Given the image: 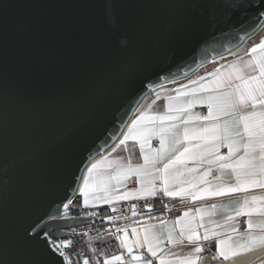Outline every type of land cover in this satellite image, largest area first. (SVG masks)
Masks as SVG:
<instances>
[{"label": "snow or ice", "instance_id": "1", "mask_svg": "<svg viewBox=\"0 0 264 264\" xmlns=\"http://www.w3.org/2000/svg\"><path fill=\"white\" fill-rule=\"evenodd\" d=\"M48 2L19 0L16 6L27 11L17 18H10L9 5L0 3V115L6 112L10 101L33 103L21 97L17 85L39 91L57 77L67 75L76 61L87 60L91 67L72 86L51 90L39 102L41 110L73 108L95 101L106 86L113 83L127 85L150 68L142 54L144 33L134 20L128 25L129 47L114 49L101 42L86 19L65 21L40 15L37 10ZM64 2L75 3L78 7L88 6V0ZM128 6L146 9L175 6L181 9L167 17L155 18V26L163 36V47L169 49L180 47L191 38L203 22L201 10L211 7L212 0H130ZM260 15L264 16V12ZM106 48L134 54L137 64L121 70L122 56L107 59L96 55ZM232 55L235 59L227 68L221 63L206 75L175 88L174 94L166 97L164 112L147 111L161 99L158 93L149 104L138 108L136 118L127 125V131L112 152L87 168L79 193L86 208L90 206V197L92 206H95L97 201L111 205L118 201H147L158 196L173 199L187 196L193 201H204L209 197L244 194L236 208H225L234 215H228L224 225L211 220L205 224L204 216L212 213L206 212L208 206L202 205L196 209L200 213L199 219L185 224V218L192 211L188 209L176 217L165 239H161L156 231L157 224L148 223L142 233L132 227L136 238L131 241L129 226L117 227L115 233L122 232L123 235L115 238L124 251L106 256L102 264H128L125 252L134 264H154L157 261L158 264H256L257 261L264 264V220L253 219L254 213L264 217V195H248L254 189L264 192V36L258 43L244 49L243 55L249 59L242 61L239 50ZM224 59L220 57L221 61ZM197 105L205 112L193 113L192 109ZM130 140L138 141L142 162L134 163L131 157L127 160L110 158ZM61 148L70 157L73 140L69 137L61 143ZM228 173L234 175L235 183L224 180ZM128 181H135L138 187L128 190ZM71 203L69 200L63 207L67 209ZM145 206L151 210L150 204ZM132 208L133 215H137L136 205L133 204ZM210 208L215 210L217 205L211 204ZM238 217H245L243 232L229 223ZM106 219L112 221L118 217L108 216ZM153 219L161 227L168 223L148 217L149 221ZM221 228L226 231L219 230ZM32 230L35 237L29 236L25 229V239L34 240L41 234L46 236L45 253L52 257L49 264L55 261V253L66 264H81L79 260L73 261L64 250L71 248V240L49 243L47 225H33ZM185 241L193 246L187 255L166 251L167 245ZM206 244L215 248V252L208 256L204 255ZM92 252L104 255L96 248H92ZM82 264L93 262L85 256ZM96 264H100L99 259Z\"/></svg>", "mask_w": 264, "mask_h": 264}, {"label": "water", "instance_id": "2", "mask_svg": "<svg viewBox=\"0 0 264 264\" xmlns=\"http://www.w3.org/2000/svg\"><path fill=\"white\" fill-rule=\"evenodd\" d=\"M19 0L6 3L10 18L27 10L17 7ZM203 2V0H202ZM130 0H88L87 7L67 4L64 0H49L37 11L55 20L86 19L101 42L114 49H127L131 44L128 25L131 20L144 33L142 54L149 70L139 73L130 83L106 86L95 101L82 106L44 111L39 102L51 90L67 88L81 80L89 70V61H76L67 75L54 79L39 91L17 85L21 97L32 101L25 104L10 101L0 115V261L3 264H49L52 257L45 253L46 236L35 237L33 225L62 214L63 205L77 192L91 159L109 148L122 129L136 116V110L154 98L162 86L177 82L183 76L197 77L209 64L243 55L251 44L250 35L264 25V0H212V6L202 9L203 22L182 46L165 49L163 36L155 26V18L181 9L171 6L146 9L128 6ZM263 24V25H262ZM262 25V26H261ZM104 49L96 55L107 59L121 57V70L137 64L132 53ZM224 59V60H225ZM156 87V89H155ZM74 142L71 156L61 143ZM73 182H75L73 186ZM82 223L81 220L52 218L49 226L57 236H66L63 228ZM49 243H51L49 241ZM55 253L54 249H51ZM53 264H66L55 253Z\"/></svg>", "mask_w": 264, "mask_h": 264}, {"label": "built area", "instance_id": "3", "mask_svg": "<svg viewBox=\"0 0 264 264\" xmlns=\"http://www.w3.org/2000/svg\"><path fill=\"white\" fill-rule=\"evenodd\" d=\"M202 112H205L203 107L199 108ZM156 143V141H155ZM136 185L135 181H131L130 187ZM162 208L159 209L157 198H149L145 200H129L111 205L96 206V207H84L78 204L75 197L70 200L72 203L62 211V214L57 217L52 218H68L71 220L79 219L82 223L69 226L62 229V232L66 236H57L53 233L52 228H49L48 237L51 238L50 242L61 240H71L72 246L70 249H64L73 261H82L85 256H87L93 264H96L97 259H99L100 264H102L103 259L107 256L119 254L123 249L120 247L119 240L115 238L121 233H115L117 227L131 226L138 222L139 218H148L149 216L155 217L159 214L169 215L176 212L179 208L186 204L185 200H176L173 198L162 197ZM68 204V202H67ZM135 204V212L137 215H133L132 205ZM151 205V210L145 205ZM113 208L116 210L113 211ZM95 213V215H92ZM108 216L118 217V219L109 221L106 219ZM127 217V219H125ZM48 218L43 221L39 226L45 224ZM244 220L241 218V228L244 229ZM115 234V235H113ZM45 236V235H44ZM92 248L98 249L104 255L94 254ZM205 256H208L215 252V248L206 244ZM125 259L130 264L132 261L128 254L125 252Z\"/></svg>", "mask_w": 264, "mask_h": 264}, {"label": "crops", "instance_id": "4", "mask_svg": "<svg viewBox=\"0 0 264 264\" xmlns=\"http://www.w3.org/2000/svg\"><path fill=\"white\" fill-rule=\"evenodd\" d=\"M264 36V25L262 26L261 30L251 39V44L252 43H258L259 39ZM233 59H235V57H231L228 59H225L223 62L225 65V68H227L228 63H230ZM242 61L249 59L248 56L242 55L241 56ZM221 63H212L207 67L206 69H201V71L198 73L197 77L202 76V75H206L207 72H211L213 71V69L215 67H218ZM197 77H191L188 78L187 76H183L182 78H180L177 82L175 83H170L168 85L159 87L155 93H154V98L156 97V94L158 93L161 97V99L157 100L155 104L151 105V108L147 109V111L149 113H156V112H164L166 110V97L170 94H174L173 90L177 87H179V85L187 83V81L192 80V79H196ZM183 99V98H182ZM201 106L197 105L195 108L192 109L193 113H204L202 112L199 108ZM136 116H134L131 121L133 119H135ZM131 121H129L128 124L131 123ZM122 129L120 135L118 136V138H116L114 140V142L111 144V146L109 148H107V150H105L104 152H102L99 156H97L95 159H93L86 167L85 173L87 171V168L91 166L92 163L96 162L97 160H100L102 157L107 156L109 153L112 152V149L114 147H116V145L119 143L120 139H122L123 134L127 131V125ZM153 146H156L155 140L153 141ZM115 157H119L122 158L124 160H127L129 157H131L132 161L134 163H138V162H142L141 158H140V153H139V143L134 142V141H128L127 144L125 146H121L119 149H117L116 153H113V156L110 158H115ZM191 167V165H189ZM84 173V174H85ZM189 177H186V179H188ZM84 179V176H83ZM83 179L81 180V184L83 183ZM211 179V178H210ZM224 180L229 182V183H235V177L234 175H232L231 173H228L224 176ZM131 183V181L127 182V189L128 190H132L136 187H138V184L136 183L135 186L130 187L129 184ZM213 183H215V181H213ZM80 184V185H81ZM78 196L77 202L78 204L83 205V197L80 195L79 193V189L78 192L76 193ZM244 194H235V195H231V196H226V197H222V198H212L209 197L204 201H193L190 197L185 196L184 198H176V200H185L186 204L184 206H182L181 208H179L176 212L169 214V215H165V214H159L157 216V218L163 219L168 221V223L166 225H164L163 227L159 226L158 221L156 219H153L152 221H149L148 218H139L138 222L134 223L133 225L129 226L128 228V236H129V240H134L136 237L135 235L132 233L131 228L135 227L137 228L138 232H143V228L148 224V223H153V224H157L158 227L156 229V231L160 234L161 239H165L167 234H168V229L170 227H173V222L175 221L176 217L181 216L183 214L184 211L191 209L192 211L189 213V217H186L184 220V223L187 224L190 221L192 223H195L200 216V213H198L196 211V209L200 208L202 205H206L208 207H206L205 211L206 212H211L212 215H205L204 216V223L208 224V221H215L217 224L219 225H224L225 222V218L228 215H234L233 212L231 211H226L225 208L227 209H234L237 207L238 203L242 202V196ZM248 195H264V192H262L259 189H254V190H250V192L248 193ZM164 196H158V197H154L157 199H161ZM129 201V200H128ZM120 202H124V201H118L115 202L113 204L116 203H120ZM158 202V201H157ZM211 204H216L217 208L215 210H212L210 208ZM105 204H103L100 201L95 202V206H92V202H91V197H90V206L89 207H96V206H104ZM158 207L159 209L162 208V204L161 202H158ZM195 218V219H193ZM243 217H238L235 220L229 222L237 227L240 228V231L243 232L244 229L241 228V223L240 220ZM245 218V217H244ZM253 219L254 221H259V220H264V217H261L258 213H254L253 214ZM211 226V225H209ZM175 227L178 229L179 225H175ZM221 231H226V229L221 228L219 229ZM123 235V233L121 234ZM235 239V237H234ZM192 245L188 244L187 241H185L183 244H177V245H167L166 246V251L171 252V253H175L176 255L179 256H183V255H187L188 253L191 252L192 250ZM124 251V250H123ZM130 264H134V262L132 261ZM154 264H158L157 262H154ZM256 264H259V262L257 261Z\"/></svg>", "mask_w": 264, "mask_h": 264}, {"label": "trees", "instance_id": "5", "mask_svg": "<svg viewBox=\"0 0 264 264\" xmlns=\"http://www.w3.org/2000/svg\"><path fill=\"white\" fill-rule=\"evenodd\" d=\"M105 150H107V149H105ZM105 150H104V151H105ZM104 151H103V152H104ZM100 154H101V153H100ZM100 154H99V155H100ZM99 155H97V156H99ZM97 156H96V157H97ZM96 157H94L93 159H95ZM93 159H91V161H92ZM91 161H90V162H91ZM90 162H89V163H90ZM74 197H75L76 200L78 199L77 194H75ZM157 201H158V202H161V204H162V199H157ZM158 202H157V203H158ZM162 205H163V204H162ZM157 216H158V215H157ZM157 216H155L154 218H157Z\"/></svg>", "mask_w": 264, "mask_h": 264}, {"label": "flooded vegetation", "instance_id": "6", "mask_svg": "<svg viewBox=\"0 0 264 264\" xmlns=\"http://www.w3.org/2000/svg\"><path fill=\"white\" fill-rule=\"evenodd\" d=\"M261 26H262V25H261ZM254 36H255V35L252 34V35L249 36V38L252 39ZM209 65H210V64H209ZM209 65H208V66H209ZM208 66H207V67H208ZM155 89H156V87H155Z\"/></svg>", "mask_w": 264, "mask_h": 264}, {"label": "rangeland", "instance_id": "7", "mask_svg": "<svg viewBox=\"0 0 264 264\" xmlns=\"http://www.w3.org/2000/svg\"><path fill=\"white\" fill-rule=\"evenodd\" d=\"M263 24H264V23H263ZM263 24H262V25H263ZM256 34H257V33H254V35H256ZM79 186H80V185H79ZM78 189H79V187H78ZM78 189H77V192H78ZM77 192H76V193H77ZM76 193H75V194H76ZM75 194L73 195V197L75 196ZM65 210H66V209H65Z\"/></svg>", "mask_w": 264, "mask_h": 264}]
</instances>
